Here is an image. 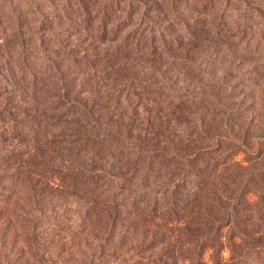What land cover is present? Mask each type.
Masks as SVG:
<instances>
[{
  "label": "trees",
  "instance_id": "1",
  "mask_svg": "<svg viewBox=\"0 0 264 264\" xmlns=\"http://www.w3.org/2000/svg\"><path fill=\"white\" fill-rule=\"evenodd\" d=\"M16 193L31 264L97 222L77 264L126 263L141 226L166 245L137 264H264V0H0V203Z\"/></svg>",
  "mask_w": 264,
  "mask_h": 264
},
{
  "label": "rangeland",
  "instance_id": "2",
  "mask_svg": "<svg viewBox=\"0 0 264 264\" xmlns=\"http://www.w3.org/2000/svg\"><path fill=\"white\" fill-rule=\"evenodd\" d=\"M2 186L8 187L9 184L5 183ZM1 193L5 192L2 190ZM28 197L29 196L27 194L23 195L22 193H16L13 195L9 203H6V200V204L0 203V211L2 210L1 207L4 208V212L0 217V240L3 241H0L1 253H6V255L9 254L10 259L20 257V261L23 264L32 263V260H29V258L33 253L34 244L36 243L32 242L33 240H31L30 236V223L33 222V218L28 212H26L29 208ZM88 227V232H85L84 236H81L78 242L77 239L73 240L70 237H67L64 239L63 245L57 247L56 245H52L49 247L48 251H51L52 258L55 259L54 262H58V264H77V262L82 260V255H88L92 252L91 250L95 245L96 253H100L97 246L101 242L100 239L104 237L102 235H104L105 225H99L97 222L95 225ZM94 228L96 229V237L92 236V229ZM131 231L132 232L129 236L122 239L124 240L123 244L129 245V247L130 245H133V247H135V250H133L132 253H125L127 264H137V261L140 258H152L154 256H157L166 245V242H163L162 237L159 236V234L161 233L158 232L159 230H154L151 227L141 226L132 229ZM119 232L120 229L117 228V234L111 239L108 238L106 240L107 247L105 251L107 253H112L113 248L117 244H120ZM154 233H157V239L153 235ZM39 244L42 245L40 240ZM209 254L210 253H206V255ZM175 255L177 257H180V259H183V261L180 260L179 264H189L188 260H184L186 259L185 256H179L177 255V253H175ZM229 255L230 254L227 251H223L222 261L225 262L228 259ZM64 261L65 263H63ZM208 261L210 262L209 259ZM124 263V261L115 262V264Z\"/></svg>",
  "mask_w": 264,
  "mask_h": 264
}]
</instances>
